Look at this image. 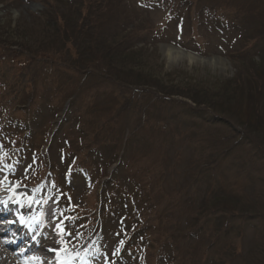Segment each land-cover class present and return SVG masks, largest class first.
I'll list each match as a JSON object with an SVG mask.
<instances>
[{
  "label": "rangeland",
  "instance_id": "374dc122",
  "mask_svg": "<svg viewBox=\"0 0 264 264\" xmlns=\"http://www.w3.org/2000/svg\"><path fill=\"white\" fill-rule=\"evenodd\" d=\"M241 125L264 142V0H0L1 174L99 227L101 260L264 264V144Z\"/></svg>",
  "mask_w": 264,
  "mask_h": 264
},
{
  "label": "bare ground",
  "instance_id": "6f19581e",
  "mask_svg": "<svg viewBox=\"0 0 264 264\" xmlns=\"http://www.w3.org/2000/svg\"><path fill=\"white\" fill-rule=\"evenodd\" d=\"M164 55L170 61V64L178 63L182 60H188L190 63L198 62L204 64L217 63L219 61L215 58L214 60L203 61L170 48H165ZM8 179L10 180L9 177ZM18 190L15 185H8L1 181L0 178V199L2 203L8 207L9 211L13 213L18 212L21 218L24 216L17 223L16 231L22 235L24 234V228L28 229L29 227L32 231H30L31 234L34 233L32 239H29L33 243L32 245H27L24 241L17 240L14 244L8 243L9 246H22L16 252L18 253L17 255L13 251H10L9 247L2 245L3 242L1 240L0 264H101L100 258L97 255L95 257L91 254L93 252L90 249L88 250L89 243L85 242L84 245L82 244L83 246L79 247L74 241L68 242L62 238V226L53 214V207L47 205L48 202L46 201L45 203L42 201L38 202L41 191L36 189L22 193ZM11 204L16 205V207H10ZM9 215L12 219L17 220L14 214L9 213ZM25 232L29 237V231L25 230ZM5 237H9V235ZM62 241H64L63 244Z\"/></svg>",
  "mask_w": 264,
  "mask_h": 264
},
{
  "label": "trees",
  "instance_id": "16d2710c",
  "mask_svg": "<svg viewBox=\"0 0 264 264\" xmlns=\"http://www.w3.org/2000/svg\"><path fill=\"white\" fill-rule=\"evenodd\" d=\"M103 31L105 32V30L103 29ZM104 32H103V34H104ZM102 33V32H101ZM102 34V35H103ZM60 39L59 38H57V40H54V41H59ZM52 42V41H51ZM53 43V42H52ZM60 44L62 43L64 46H65V44L62 42V41H60L59 42ZM79 48H83L82 47V44L81 45H79ZM63 49V48H62ZM61 50V49H60ZM164 95H167V90H164V91H161ZM259 93H261V92H259V91H257V94H259ZM260 103V102H259ZM134 104V103H133ZM257 105V107L259 106L258 104H256ZM205 106V105H204ZM208 106V105H207ZM263 108V107H262ZM241 128H242V130L243 129H245V127H243L242 125L240 126ZM240 131V130H236V132L243 138V139H245V140H247V141H249V142H251V143H253L254 145H257L259 148L260 147H262L263 146V144H264V142H263V138L261 137V135H263V134H261V135H259V134H255L254 133V131L253 130H251V129H245V131ZM214 205H216V204H213L212 206H211V209L214 207ZM210 211H213V210H210ZM186 263V262H185ZM187 264V263H186Z\"/></svg>",
  "mask_w": 264,
  "mask_h": 264
}]
</instances>
